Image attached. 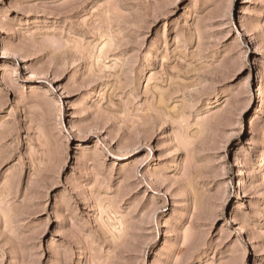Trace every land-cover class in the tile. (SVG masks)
Returning a JSON list of instances; mask_svg holds the SVG:
<instances>
[{"label": "rangeland", "instance_id": "obj_1", "mask_svg": "<svg viewBox=\"0 0 264 264\" xmlns=\"http://www.w3.org/2000/svg\"><path fill=\"white\" fill-rule=\"evenodd\" d=\"M262 80L264 0H0V264H264Z\"/></svg>", "mask_w": 264, "mask_h": 264}, {"label": "bare ground", "instance_id": "obj_2", "mask_svg": "<svg viewBox=\"0 0 264 264\" xmlns=\"http://www.w3.org/2000/svg\"><path fill=\"white\" fill-rule=\"evenodd\" d=\"M3 69V68H1ZM260 90H264V80H262L261 84H260ZM258 157H259V160H260V163H261V166H264V144L262 145L261 147V150L259 151L258 153ZM178 168V161L174 160L172 163H171V166H170V169L172 171H176Z\"/></svg>", "mask_w": 264, "mask_h": 264}]
</instances>
